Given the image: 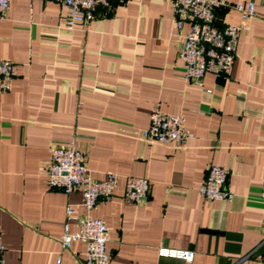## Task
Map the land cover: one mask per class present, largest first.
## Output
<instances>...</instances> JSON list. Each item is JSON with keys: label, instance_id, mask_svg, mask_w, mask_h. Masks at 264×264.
I'll list each match as a JSON object with an SVG mask.
<instances>
[{"label": "crops", "instance_id": "0c3cea01", "mask_svg": "<svg viewBox=\"0 0 264 264\" xmlns=\"http://www.w3.org/2000/svg\"><path fill=\"white\" fill-rule=\"evenodd\" d=\"M228 1L255 4L248 20L216 11L219 26L242 27L232 73L194 82L184 76L171 0H113L72 30L63 27L59 0H10L0 58L17 75L0 91V264L81 262L83 243L68 250L60 243L67 205L107 226L109 264H261L264 0ZM155 110L184 116L185 144L143 139ZM72 138L86 153L89 178L118 176L112 198L90 212L80 190L66 195L46 185L52 147ZM210 166L229 171L230 202L200 195ZM134 177L149 182L144 202L123 198ZM67 226L78 231L76 222ZM162 247L194 258H160Z\"/></svg>", "mask_w": 264, "mask_h": 264}, {"label": "built area", "instance_id": "2783aa9c", "mask_svg": "<svg viewBox=\"0 0 264 264\" xmlns=\"http://www.w3.org/2000/svg\"><path fill=\"white\" fill-rule=\"evenodd\" d=\"M66 9L63 27L72 30L78 25L90 22L97 7H109L113 0H59ZM173 4L174 26L182 38L179 57L183 62L185 79L198 82L206 73L228 77L232 73L239 36L240 25L216 22V11H236L243 20L255 15L253 1L232 3L228 0H171ZM10 0H0V21L5 18ZM188 29L183 31L184 24ZM17 75L16 65L0 58V91H8L13 78ZM145 141L183 145L190 138L184 128L182 114H168L155 110L150 114L148 126L142 130ZM86 153L78 148L72 138L63 145L53 146L46 166V185L69 195L75 190L81 191V206L87 212L92 211L102 201L112 198L118 183V176L108 173L104 180L89 178L86 168ZM229 171L218 166H210L200 195L211 202H230L232 193L227 185ZM149 182L144 178H128L125 182L123 198L127 202H144L149 197ZM259 198L264 205V180L261 183ZM68 222H76L78 231L69 233ZM107 226L99 219L78 217L73 206L65 208L64 233L60 237L63 249L68 250L76 242L85 245L84 257L76 264H109L110 254L107 244L110 242ZM5 248L0 243V263L4 261ZM160 258L179 259L192 262L194 253L172 248H158ZM246 259V258H245ZM244 259V260H245ZM59 262V261H58ZM264 264V254L261 259Z\"/></svg>", "mask_w": 264, "mask_h": 264}]
</instances>
